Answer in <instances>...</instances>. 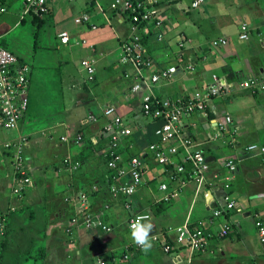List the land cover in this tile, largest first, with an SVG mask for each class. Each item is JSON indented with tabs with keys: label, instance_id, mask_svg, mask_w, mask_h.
Returning a JSON list of instances; mask_svg holds the SVG:
<instances>
[{
	"label": "crops",
	"instance_id": "crops-1",
	"mask_svg": "<svg viewBox=\"0 0 264 264\" xmlns=\"http://www.w3.org/2000/svg\"><path fill=\"white\" fill-rule=\"evenodd\" d=\"M5 1L13 6L14 11L5 23L0 24V39L26 22L28 15L40 28L47 27L50 33L55 34L60 49L56 63L59 68L58 95L65 121L27 133L23 118L16 131L0 135V143L30 137V145L26 149L29 167L33 160L31 153L36 152L39 160V149L45 147L56 160L55 167L59 166L61 177L54 175L52 185L56 191L62 192L69 212L67 222L74 214L73 199L67 198L80 192L91 193L96 186L97 190L91 193L90 198L92 211L113 228L110 233L100 229H82L73 236L68 235L71 241L74 240L76 262L93 264L95 260L97 264L98 259H103L106 264H112L125 260L120 250L124 252L126 246L135 245L130 238L129 219L132 214L140 213L150 215L151 219L144 223L151 222L153 229L150 235L160 234V237L136 264H264V245L255 226L257 219L264 222V153L248 156L244 152L250 144L264 147V91L238 86L243 75L258 77L264 73V0H205L199 9H192L191 0H158L157 7L165 17L164 39L160 41L155 31L140 32L146 54L156 67L195 66L193 70L181 69L169 82H160L153 88L156 96L174 101L187 100L196 94L207 96L214 76L230 85L219 95L209 96L206 115L196 112L184 119L185 133L193 139L195 149L203 152L211 168L207 178L209 184L199 192L194 183L182 187L179 181H171L168 173L173 166L159 165L149 150V146L158 141L155 132L162 123L144 116L142 93L132 94V80L123 77L127 67L119 62L121 44L129 38L132 28L125 15L110 9L113 0H47L49 11L43 16L25 14L20 0H0L4 4ZM86 13L92 16L96 29L75 23L76 18ZM17 16L20 20L11 28L10 24ZM242 23L251 26L247 41L239 39ZM63 31L70 34L71 42L67 46L58 39ZM221 38L228 43L218 48L208 47L211 40ZM84 40L86 44L82 43ZM83 60L93 61L95 75L92 80L82 67ZM45 66L44 69L50 70L47 63ZM156 67L147 69L145 76L149 77ZM34 84L36 80L33 83L31 79L30 105L25 116L36 119L34 112H37L38 104ZM88 103L96 106L98 112H90V116L79 124L76 121L70 123V115L76 116ZM108 107L116 108L132 130V134L123 139V158L142 156L146 165L143 184L131 198H112L105 183L108 175L105 153L109 140L104 137L103 128L108 123L104 116ZM226 115L233 120L229 129L235 134V144H231L228 134L218 137L217 123ZM40 131L46 132L41 134ZM77 133L83 134V143L77 145L61 141V137ZM41 139H44L43 143H38ZM230 157L236 160L237 171L232 175L230 189L227 190L224 178L229 177V171L223 161ZM5 158L0 160V167H4V162L12 166L6 155ZM182 159L183 155H179L174 160L180 162ZM76 162L81 166L73 170L72 165ZM30 175L34 184L35 179L39 182L37 168L35 172L30 170ZM6 177L10 182L5 176H0V182L9 185L6 194L10 199L7 210H0V214H6L14 200L10 192L12 176L8 174ZM163 183L168 184L166 191L160 188ZM33 189L34 186L26 193ZM175 192L176 196L169 201L164 200ZM209 192L211 197L207 198ZM228 193L241 210L214 217V210L224 203V196ZM126 203L130 204V209L125 207ZM14 213L9 214V227ZM202 222L211 232H217L229 223L232 233L223 239H211L204 252L190 258L188 250L174 241L175 235L166 231L186 223L199 226ZM9 227L5 241H9ZM164 242L172 245L171 254L163 251ZM138 250L141 249L130 251L128 259H133ZM3 262L2 254L1 264Z\"/></svg>",
	"mask_w": 264,
	"mask_h": 264
},
{
	"label": "built area",
	"instance_id": "built-area-1",
	"mask_svg": "<svg viewBox=\"0 0 264 264\" xmlns=\"http://www.w3.org/2000/svg\"><path fill=\"white\" fill-rule=\"evenodd\" d=\"M205 3V0H191L192 9H199ZM158 0H113L110 9L119 15H125L131 23L132 32L128 39L121 44L120 63L126 66L123 77L126 80H132L131 93H142V111L144 116L161 122V126L156 130L155 135L158 141L149 146L156 162L161 166L170 167L169 171L171 181H179L182 187L190 183L197 186V191L206 188L210 172V164L200 150L195 149L193 139L185 133L184 119L191 117L196 112L206 115L207 99L210 95H219L222 89L230 87L224 80L216 78L209 89V94L203 96L196 94L193 98L187 100L162 99L153 93V88L160 82L171 81L178 71L193 70L194 65L170 66L168 68L156 67L154 61L147 56L142 36L140 32L155 31L158 39L161 41L165 36V17L158 9ZM7 6L0 2V16L6 13ZM49 7L47 0H24V13L43 16L47 14ZM78 25H89L96 29L92 16L89 13L75 19ZM251 26L249 23H242L240 26L239 39L247 41L250 37ZM58 39L62 45H69L71 42L70 34L67 31L60 32ZM86 44V41H82ZM226 39L213 40L212 47L218 48L226 45ZM181 55V53H180ZM82 67L93 79L95 68L93 61L83 60ZM156 67L153 73L147 77L145 71ZM238 83L239 88L251 91H264V73L261 76H242ZM32 79V68L24 62L13 51L0 44V135L16 131L24 116L26 115L29 105V90ZM223 82V83H222ZM104 116L108 123L103 128V135L109 140V146L105 153L107 158V168L113 172L110 195L114 199L131 198L134 196L143 184L145 163L141 157H131L128 160L123 158L122 143L125 137L132 134L123 117L118 113L116 108L108 107L104 110ZM96 121L94 116H91ZM233 122L230 115H226L221 122L217 123L218 137L225 134L231 136V144H235V134L229 129ZM234 132V131H233ZM61 141L66 144H81L85 141L82 133L67 135L61 137ZM97 144V143H95ZM27 143L25 138L21 137L17 141L7 140L0 143V160H4L5 155L13 167L11 196L13 198L23 196L30 188L34 186L33 178L30 175V167L27 160ZM245 155L253 156L256 153H264V147L257 144H250L244 148ZM183 155L180 162H175V158ZM224 166L229 171V177L224 178V188L230 189L232 175L237 171V164L234 158H228L223 161ZM81 166L79 162L72 165L73 170H78ZM161 190L166 191L168 184L163 183ZM97 187L91 190L95 192ZM91 193L80 192L68 197L67 200L73 199L74 214L67 224L69 236H73L80 230L100 229L105 233L113 231L112 226L107 224L99 214L92 211L90 204ZM176 192L164 198L169 201L176 196ZM224 203L214 210L213 216L218 218L222 215L229 214L232 211H240L236 201L231 194H225ZM125 207L130 209V204L126 203ZM16 211V207L11 205L6 214H0V264L3 243L8 234L9 214ZM138 216L145 217L141 220L144 223L150 220L149 214L135 213L129 219V228L132 222L136 221ZM255 226L260 239L264 245V222L261 219L255 221ZM168 234H174V241L179 246L186 248L189 257L197 253L204 252L213 238L223 239L232 233V226L225 223L217 232H211L205 227L204 222L199 226H193L188 223L170 228L166 231ZM160 234L150 235L151 242L156 244L159 241ZM140 249L137 245H128L123 252V258L128 259L130 251ZM162 249L166 254L173 251L172 245L164 242ZM97 264H106L103 259H98Z\"/></svg>",
	"mask_w": 264,
	"mask_h": 264
},
{
	"label": "rangeland",
	"instance_id": "rangeland-1",
	"mask_svg": "<svg viewBox=\"0 0 264 264\" xmlns=\"http://www.w3.org/2000/svg\"><path fill=\"white\" fill-rule=\"evenodd\" d=\"M20 1L21 4H24V0ZM5 5L8 11L0 16V24L5 23L8 15L14 11L13 6H9L6 1ZM19 20L20 17H15L13 24H10L11 28L14 22ZM212 42L213 40L208 44L210 49ZM0 44H6L9 50L13 51L33 68L32 79L33 83L36 80L34 86L37 90L38 104V109L37 112H34V116L38 119L25 116V132L31 133L38 129L49 128L57 123H63L65 121V113L62 111L58 95L59 68L56 65L57 61H59L60 49L55 34L50 33V29L47 27L40 28L37 23H33L28 15L26 22L13 28L7 34V37L0 39ZM46 63L50 70L44 69L46 68ZM90 112L97 113L98 108L90 106L88 103L82 107L76 116L71 114L69 121H71L70 123L76 121L79 124L81 120L90 116ZM70 116L68 115V118ZM45 132L40 131L39 133L43 134ZM47 133L49 132L47 131ZM24 138L27 145H30V137L24 136ZM54 140L57 141L56 139ZM43 141L44 139H41L38 143H43ZM33 149L34 147H32ZM39 152H41L39 160L36 159L37 153L35 152L34 154L32 152L31 154L33 155L31 157L33 160L30 162L31 172H35V168H37L39 174L37 180L39 182L35 179L32 191L21 197L14 198L13 202L10 201L16 207V211L11 218L9 241H7L8 243L3 253V263L84 264L82 261L76 262L74 240L71 241L69 239V233L66 229L67 218L69 217V212L67 213L66 211L67 205L62 197L61 190L56 191L52 185L54 175L61 177V173H59L57 168L59 166L55 167L56 160L51 157L52 154L46 152L45 147H41ZM52 164L53 167L51 169ZM12 172L13 167L10 164L5 165L4 162V167H0V176H5L8 182L10 180L6 176L12 174ZM8 189V184H1L0 182V202L2 203L0 210L5 211L8 208V200L10 199L7 198L6 194ZM120 252L123 253V250H120ZM144 255L146 256L147 254L138 250L133 259L120 260L112 264H136ZM92 263L95 264L96 261L94 260Z\"/></svg>",
	"mask_w": 264,
	"mask_h": 264
},
{
	"label": "clouds",
	"instance_id": "clouds-1",
	"mask_svg": "<svg viewBox=\"0 0 264 264\" xmlns=\"http://www.w3.org/2000/svg\"><path fill=\"white\" fill-rule=\"evenodd\" d=\"M145 217L138 216L136 221L130 225V238L133 243L140 247L141 251L147 254L152 248V242L150 239V233L153 229L151 222L141 223V220H145Z\"/></svg>",
	"mask_w": 264,
	"mask_h": 264
},
{
	"label": "trees",
	"instance_id": "trees-1",
	"mask_svg": "<svg viewBox=\"0 0 264 264\" xmlns=\"http://www.w3.org/2000/svg\"><path fill=\"white\" fill-rule=\"evenodd\" d=\"M3 1V0H2ZM27 115V114H26ZM89 144L91 145V142H89ZM107 162H108V160H107V158H106V164H107ZM108 169V168H107ZM112 177H113V172L112 171H110L109 169H108V175L105 177V183H106V185L110 188L111 187V185H112ZM96 192V191H95ZM109 193H110V189H109ZM73 216H71L70 217V219L72 218ZM5 244H7V241H5L4 243H3V247H4V249L3 250H5L6 249V247H5ZM7 246V245H6ZM2 254H3V252H2ZM1 254V255H2Z\"/></svg>",
	"mask_w": 264,
	"mask_h": 264
},
{
	"label": "water",
	"instance_id": "water-1",
	"mask_svg": "<svg viewBox=\"0 0 264 264\" xmlns=\"http://www.w3.org/2000/svg\"><path fill=\"white\" fill-rule=\"evenodd\" d=\"M211 197V192L208 193V197L207 198H210Z\"/></svg>",
	"mask_w": 264,
	"mask_h": 264
}]
</instances>
